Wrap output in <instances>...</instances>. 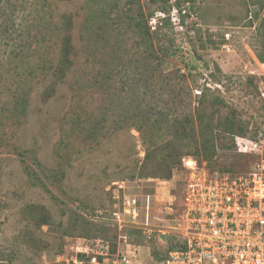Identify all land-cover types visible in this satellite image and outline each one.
<instances>
[{
  "label": "rangeland",
  "instance_id": "374dc122",
  "mask_svg": "<svg viewBox=\"0 0 264 264\" xmlns=\"http://www.w3.org/2000/svg\"><path fill=\"white\" fill-rule=\"evenodd\" d=\"M262 130L264 0H0V264H158Z\"/></svg>",
  "mask_w": 264,
  "mask_h": 264
},
{
  "label": "built area",
  "instance_id": "2783aa9c",
  "mask_svg": "<svg viewBox=\"0 0 264 264\" xmlns=\"http://www.w3.org/2000/svg\"><path fill=\"white\" fill-rule=\"evenodd\" d=\"M262 131L255 140L235 137L238 151L260 157L246 174L209 177L202 173L185 185L181 194L182 226L178 227L180 245L168 251L158 264H264ZM135 203L136 199H131L124 211L135 214ZM108 251H93L89 263L132 264L126 254Z\"/></svg>",
  "mask_w": 264,
  "mask_h": 264
},
{
  "label": "trees",
  "instance_id": "16d2710c",
  "mask_svg": "<svg viewBox=\"0 0 264 264\" xmlns=\"http://www.w3.org/2000/svg\"><path fill=\"white\" fill-rule=\"evenodd\" d=\"M130 3H132V2H130ZM126 13V12H125ZM124 17H126L127 19H131V15H128V13H126L125 15H124ZM132 20V19H131ZM138 32L139 33H143V31H141V28L139 27L138 28ZM144 33H146V30H145V32ZM231 126H233V124L231 125ZM234 127V126H233ZM137 128H140V127H137ZM186 130V129H185ZM184 130V133H187V131H185ZM228 131H229V129H227ZM236 136H243V137H248V136H246V135H244V133H239V134H236ZM235 136V137H236ZM248 138H251V137H248ZM258 138H259V136H258ZM257 138V139H258ZM251 139H253V138H251ZM235 140V139H234ZM255 140V139H254ZM234 143H235V141H234ZM206 153H207V149L205 150V155H206ZM250 154H254V153H250ZM212 156L213 155H215V152H213L212 154H211ZM254 155H256V154H254ZM150 156V154H149V152L147 151L146 153H145V159H147L148 157ZM256 156H258V155H256ZM180 162V159L178 158V159H176L175 161H173V162H171L169 165H167L166 166V169H165V173H164V175H160V176H165V177H169L170 176V174H171V170H172V168L173 167H175L176 166V164H178ZM178 235H177V237H173V238H171V244H169V246L167 247V251L166 252H168V251H170L171 249H173V248H176L177 246H179L180 245V243L178 242ZM164 253L163 255H157V258H158V261H160V260H162V259H164L165 257H166V255H167V253ZM87 259H86V264H90L89 263V260H90V258H91V255L89 256V255H87ZM100 258V257H99Z\"/></svg>",
  "mask_w": 264,
  "mask_h": 264
}]
</instances>
